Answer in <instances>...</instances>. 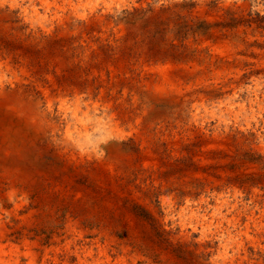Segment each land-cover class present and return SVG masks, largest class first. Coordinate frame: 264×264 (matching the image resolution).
Here are the masks:
<instances>
[{"label":"rangeland","instance_id":"1","mask_svg":"<svg viewBox=\"0 0 264 264\" xmlns=\"http://www.w3.org/2000/svg\"><path fill=\"white\" fill-rule=\"evenodd\" d=\"M0 264H264V0H0Z\"/></svg>","mask_w":264,"mask_h":264}]
</instances>
